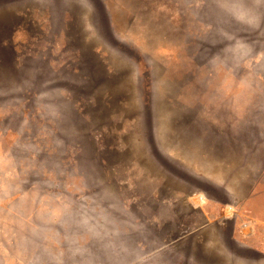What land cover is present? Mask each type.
Instances as JSON below:
<instances>
[{
    "label": "rangeland",
    "instance_id": "1",
    "mask_svg": "<svg viewBox=\"0 0 264 264\" xmlns=\"http://www.w3.org/2000/svg\"><path fill=\"white\" fill-rule=\"evenodd\" d=\"M0 264H264V0H0Z\"/></svg>",
    "mask_w": 264,
    "mask_h": 264
}]
</instances>
